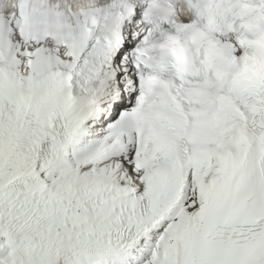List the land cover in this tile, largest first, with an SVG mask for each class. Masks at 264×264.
Wrapping results in <instances>:
<instances>
[{"label": "snow or ice", "instance_id": "6c2138e0", "mask_svg": "<svg viewBox=\"0 0 264 264\" xmlns=\"http://www.w3.org/2000/svg\"><path fill=\"white\" fill-rule=\"evenodd\" d=\"M0 264H264V0H0Z\"/></svg>", "mask_w": 264, "mask_h": 264}]
</instances>
